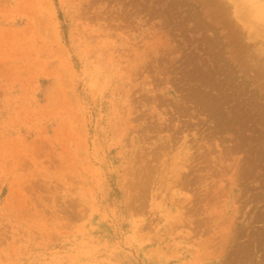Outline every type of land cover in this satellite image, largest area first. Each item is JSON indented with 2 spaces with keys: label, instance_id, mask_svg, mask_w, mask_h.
<instances>
[{
  "label": "rangeland",
  "instance_id": "1",
  "mask_svg": "<svg viewBox=\"0 0 264 264\" xmlns=\"http://www.w3.org/2000/svg\"><path fill=\"white\" fill-rule=\"evenodd\" d=\"M0 264H264V0H0Z\"/></svg>",
  "mask_w": 264,
  "mask_h": 264
}]
</instances>
